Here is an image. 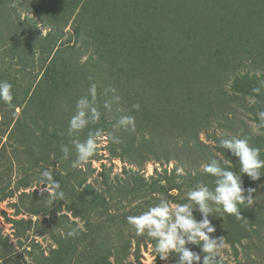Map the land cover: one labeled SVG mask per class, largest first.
Here are the masks:
<instances>
[{
    "label": "rangeland",
    "instance_id": "obj_1",
    "mask_svg": "<svg viewBox=\"0 0 264 264\" xmlns=\"http://www.w3.org/2000/svg\"><path fill=\"white\" fill-rule=\"evenodd\" d=\"M262 42L264 0H0V80L14 95L12 107L0 101V264H175L127 218L160 199L183 203L197 182L214 188L203 171L213 158L238 172L220 139L247 137L264 159ZM92 83L101 118L69 136L68 118ZM201 105L207 128L196 125ZM125 115L136 128L113 143L108 134ZM97 130L96 153L74 167L73 144ZM44 169L60 181L62 201L50 202ZM242 180L255 191L241 219L209 216L210 235L223 241L214 264H264V175ZM187 247L202 259L199 245Z\"/></svg>",
    "mask_w": 264,
    "mask_h": 264
},
{
    "label": "clouds",
    "instance_id": "obj_2",
    "mask_svg": "<svg viewBox=\"0 0 264 264\" xmlns=\"http://www.w3.org/2000/svg\"><path fill=\"white\" fill-rule=\"evenodd\" d=\"M13 85L8 80H0V101L9 107L13 106ZM115 89H105L104 95ZM256 95L261 93V88L252 89ZM114 99L118 100V97ZM97 85L92 83L87 95L79 97L75 102L73 114L68 118L67 133L69 136H78L90 124L97 123L101 118V112L96 104ZM255 103V99L252 100ZM139 110V104L132 106ZM103 108L111 111L112 103L105 100ZM259 123L257 127H264V111L258 113ZM136 128L135 117L131 115L120 116L113 126L108 138L113 143H120V132L134 131ZM101 132H89L83 141L73 144L75 160L73 166L87 164L94 156L98 146V138ZM218 146L226 149L231 156L239 161V170H231L232 165L227 160L213 158L203 166V171L215 178L214 188L200 181L187 191L183 203H171L167 199H160L158 203L147 208L141 214L129 216L127 222L135 229L137 235H147L155 241L153 251L161 260H166L170 254L177 257L175 264H214L217 253L223 245L222 237L210 234L216 231L209 216L213 212H222L241 219L240 205L246 202L251 205L254 188H245L242 174H246L250 180L257 181L264 175V159L260 158V149L250 144L247 137L232 136L219 140ZM61 152L65 158L69 157L71 149L67 145H61ZM178 171H182L178 170ZM42 183L47 184L46 191L50 196V202L63 200L64 192L60 181L55 179L52 171L44 169L39 176ZM215 206V207H214ZM200 214L198 220L194 213ZM76 230H69L66 235L75 237ZM188 244H196L200 247L201 254L187 247Z\"/></svg>",
    "mask_w": 264,
    "mask_h": 264
},
{
    "label": "trees",
    "instance_id": "obj_3",
    "mask_svg": "<svg viewBox=\"0 0 264 264\" xmlns=\"http://www.w3.org/2000/svg\"><path fill=\"white\" fill-rule=\"evenodd\" d=\"M242 2V1H241ZM260 46L262 47H264V43L262 42V44H260ZM27 94V91L25 92V95ZM264 101V98H262V99H260V102H263ZM201 107H202V105L201 106H198L196 109H197V111H195V112H197L198 114H196V119H195V121H196V125L197 126H199V127H205V128H207L208 127V120L205 118V117H203V116H200L202 113H201ZM204 111V110H203ZM199 113H200V115H199ZM204 113V112H203ZM202 118H204V119H202ZM132 143H134V141L133 140H131L130 141V143H129V146H128V148L126 149L125 148V151H130L131 149H132V147L134 146ZM98 197V196H97ZM4 241H6L5 240V238L4 237H2L1 236V234H0V243H3ZM59 245H58V247H57V249L56 250H54L53 251V253H55V254H57L58 253V251H59ZM98 264H111L110 263V261H108V260H106V259H104L103 261H101V262H99Z\"/></svg>",
    "mask_w": 264,
    "mask_h": 264
}]
</instances>
